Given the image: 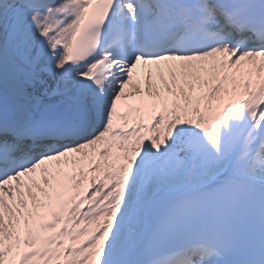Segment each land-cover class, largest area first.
<instances>
[{
  "label": "snow or ice",
  "instance_id": "6c2138e0",
  "mask_svg": "<svg viewBox=\"0 0 264 264\" xmlns=\"http://www.w3.org/2000/svg\"><path fill=\"white\" fill-rule=\"evenodd\" d=\"M0 264H264V0H0Z\"/></svg>",
  "mask_w": 264,
  "mask_h": 264
}]
</instances>
